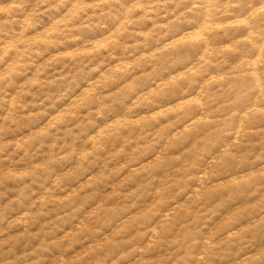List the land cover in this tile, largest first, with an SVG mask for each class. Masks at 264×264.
I'll use <instances>...</instances> for the list:
<instances>
[{
  "label": "rangeland",
  "instance_id": "obj_1",
  "mask_svg": "<svg viewBox=\"0 0 264 264\" xmlns=\"http://www.w3.org/2000/svg\"><path fill=\"white\" fill-rule=\"evenodd\" d=\"M0 264H264V0H0Z\"/></svg>",
  "mask_w": 264,
  "mask_h": 264
}]
</instances>
